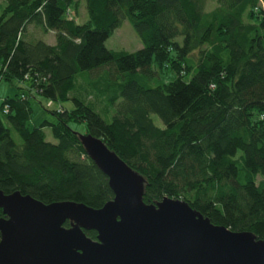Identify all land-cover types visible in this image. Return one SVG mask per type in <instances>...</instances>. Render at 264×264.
<instances>
[{"label":"trees","instance_id":"trees-1","mask_svg":"<svg viewBox=\"0 0 264 264\" xmlns=\"http://www.w3.org/2000/svg\"><path fill=\"white\" fill-rule=\"evenodd\" d=\"M2 1L0 80L21 84L0 102L3 193L91 208L112 199L70 125L84 123L144 178V203L180 198L264 239V0H214L212 9L206 0H83L84 23L80 0ZM122 20L141 41L136 51L104 45ZM31 26L55 42L34 39ZM35 94L73 107L30 129ZM102 100L109 122L95 111Z\"/></svg>","mask_w":264,"mask_h":264},{"label":"water","instance_id":"water-1","mask_svg":"<svg viewBox=\"0 0 264 264\" xmlns=\"http://www.w3.org/2000/svg\"><path fill=\"white\" fill-rule=\"evenodd\" d=\"M77 135L112 199L91 208L0 190V264H264V239L214 224L180 198L144 203V178L101 139Z\"/></svg>","mask_w":264,"mask_h":264},{"label":"rangeland","instance_id":"rangeland-1","mask_svg":"<svg viewBox=\"0 0 264 264\" xmlns=\"http://www.w3.org/2000/svg\"><path fill=\"white\" fill-rule=\"evenodd\" d=\"M3 2L2 0H0ZM206 9H212L215 6L214 0H206ZM75 18L78 23H84L88 19L87 13L83 4V0L79 1V5L77 7V12L75 13ZM28 32L34 35V39L43 40L48 44H53L54 40V32L50 31L47 33H43L40 30L34 29L31 27L28 28ZM29 36V35H28ZM106 48L112 50H123L126 52L136 51L141 48L142 44L139 39L134 33L132 26L128 20H122L121 23L116 27V29L107 37L105 43ZM16 85H21L17 81H14L12 84L0 80V102L6 96L12 97L13 94L16 92ZM80 98H85L84 95H78ZM104 108L102 110L95 109L97 113H100L101 117L106 121L109 122L111 115H112V108L107 106V103L104 102ZM29 104L31 105V114L30 118L26 123L28 128H33L35 125H38L42 121L54 122L55 118L51 114V111L56 110V108L63 107L64 109H70L73 107V104L70 100H66L63 102L53 101L48 98H43L37 94H35L34 98H30ZM152 120L158 125L162 126L161 121H159L158 117L155 114H152ZM71 127L78 133L85 132V124L84 123H70ZM43 131L45 133L46 140L55 143V139L51 136L50 127L48 125H44ZM13 138H17V135L14 133L12 134Z\"/></svg>","mask_w":264,"mask_h":264},{"label":"built area","instance_id":"built-area-1","mask_svg":"<svg viewBox=\"0 0 264 264\" xmlns=\"http://www.w3.org/2000/svg\"><path fill=\"white\" fill-rule=\"evenodd\" d=\"M264 117V115H262Z\"/></svg>","mask_w":264,"mask_h":264}]
</instances>
